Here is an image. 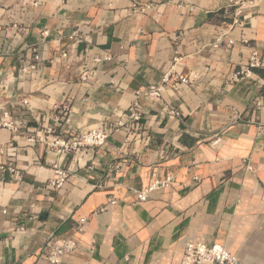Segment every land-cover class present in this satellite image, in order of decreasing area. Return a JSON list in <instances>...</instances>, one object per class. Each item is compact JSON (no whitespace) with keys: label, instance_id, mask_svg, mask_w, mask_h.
<instances>
[{"label":"crops","instance_id":"1","mask_svg":"<svg viewBox=\"0 0 264 264\" xmlns=\"http://www.w3.org/2000/svg\"><path fill=\"white\" fill-rule=\"evenodd\" d=\"M226 4L0 0V118L7 112L18 127L0 126V264H51L42 244L72 235L82 217L63 264H181L191 241L264 264V0L245 6L235 27L217 15ZM219 32L235 43L213 48ZM84 49L112 58L91 62L83 80ZM252 49L262 65L248 71ZM34 50L44 66L22 70ZM61 50L73 54L70 65ZM167 74L161 98L140 97L143 130L128 144L124 129L102 146L62 154L27 140L46 126L55 128L49 141L67 142L111 126L127 117L138 90L163 85ZM177 74L189 82L172 86ZM63 103L68 112L57 108ZM55 160L69 174L60 188L49 184ZM117 162L121 171L109 172Z\"/></svg>","mask_w":264,"mask_h":264},{"label":"built area","instance_id":"2","mask_svg":"<svg viewBox=\"0 0 264 264\" xmlns=\"http://www.w3.org/2000/svg\"><path fill=\"white\" fill-rule=\"evenodd\" d=\"M261 0H227V4L224 8L221 9L219 14H217L221 19L226 21L230 26H241L242 20L241 15L243 8L245 6H253L260 2ZM135 6V4L133 5ZM140 11H145L146 7H138ZM180 35L174 37V43L177 44V40ZM246 43L245 39L241 40ZM235 41L227 36V33L219 32L212 43L213 48H220L223 44L233 45ZM80 59L83 61L81 65V78L84 80L88 76L90 71V63L99 64L102 61L111 60L112 56L108 53H98L94 54L91 57L89 56V51L84 49L78 53ZM59 58L64 59L68 62V65L74 59L73 54L66 50H61L59 53ZM179 57L175 56L174 61L176 62ZM54 60L50 59L49 62L52 63ZM262 59L260 53L257 49H252L250 58L248 60L247 66L248 71L257 67H261ZM40 66H44L43 60L38 52L34 50L32 61L22 67V70H38ZM171 81V76L169 74L165 75L163 78V85L160 84H150L145 89L138 90L135 94V98L129 108L127 117L125 119L116 120L111 126L99 125L91 130L86 132H81L79 136H76L72 142H67L60 140L59 138H54L53 141H49V135L55 133V128L52 126H46L42 130L35 132L34 135L27 136V140L32 143L36 142H46L49 148L58 147L57 152L65 153L70 148L77 150L82 146L94 147L102 146L105 144L106 140L110 134L114 131L124 129L127 131V139L125 143L130 142L131 136L134 133H139L143 129L141 124V111L139 109L140 97L142 95H148L152 98L159 99L162 97V89L165 85H168ZM189 77L181 74L176 75V81L172 86L179 83H188ZM23 103L28 104L26 99L22 100ZM261 100H256L254 102V107L259 110L261 108ZM57 107V106H56ZM62 112H68L69 107L67 103L61 104L60 107ZM171 114L175 117H181V113L174 107H171ZM0 126L7 127L12 131H16L18 127L10 119L7 112L3 114L0 118ZM262 129V127H260ZM42 133V134H41ZM4 153V148L0 146V154ZM53 168V177L49 180V184L54 188H60L65 180L68 177V172L64 170L59 161L55 160L51 163ZM122 166L119 162L112 164L109 169V172H119L121 171ZM10 172H14V167L10 164L7 168ZM168 182H156L148 189L143 190L138 193V199L144 201L150 190L157 186H166ZM1 186V184H0ZM110 203H113V200H109ZM104 208H100V211ZM87 217L80 218L74 225V233L70 236H57L51 234L47 237L45 242L41 246V254L44 259L51 264H63V258L75 251L77 247V241L74 238L75 233H81L84 231V228L87 224ZM181 264H242L241 260L236 256L231 254L225 246L221 244H212L208 245L199 241H191L186 243L184 247V252L181 260Z\"/></svg>","mask_w":264,"mask_h":264},{"label":"trees","instance_id":"3","mask_svg":"<svg viewBox=\"0 0 264 264\" xmlns=\"http://www.w3.org/2000/svg\"><path fill=\"white\" fill-rule=\"evenodd\" d=\"M219 14V13H218ZM257 71H259V73L261 74V75H263V72L261 71V70H257Z\"/></svg>","mask_w":264,"mask_h":264}]
</instances>
